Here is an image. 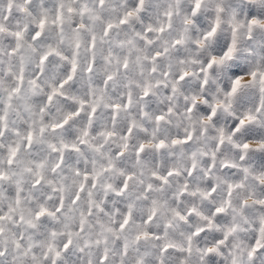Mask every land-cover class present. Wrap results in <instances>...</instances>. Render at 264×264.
Segmentation results:
<instances>
[{"label": "clouds", "instance_id": "9594fccd", "mask_svg": "<svg viewBox=\"0 0 264 264\" xmlns=\"http://www.w3.org/2000/svg\"><path fill=\"white\" fill-rule=\"evenodd\" d=\"M0 264H264V0H0Z\"/></svg>", "mask_w": 264, "mask_h": 264}, {"label": "snow or ice", "instance_id": "6c2138e0", "mask_svg": "<svg viewBox=\"0 0 264 264\" xmlns=\"http://www.w3.org/2000/svg\"><path fill=\"white\" fill-rule=\"evenodd\" d=\"M63 85H61V87H62ZM237 86H239V81H236V83H235V85H234V88H233V91H235V88L237 87ZM241 123H243V121L241 122ZM223 209H220V211H222ZM125 222H127V221H125Z\"/></svg>", "mask_w": 264, "mask_h": 264}]
</instances>
